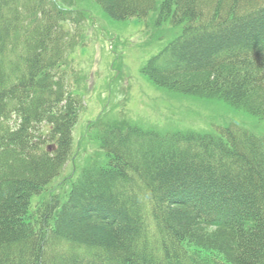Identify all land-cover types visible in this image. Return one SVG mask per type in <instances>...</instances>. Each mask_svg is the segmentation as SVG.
<instances>
[{
  "label": "trees",
  "instance_id": "1",
  "mask_svg": "<svg viewBox=\"0 0 264 264\" xmlns=\"http://www.w3.org/2000/svg\"><path fill=\"white\" fill-rule=\"evenodd\" d=\"M89 1L181 28L142 70L155 87L264 121V0ZM59 2L0 0V264H264V136L114 127L103 166L48 190L82 108Z\"/></svg>",
  "mask_w": 264,
  "mask_h": 264
},
{
  "label": "rangeland",
  "instance_id": "2",
  "mask_svg": "<svg viewBox=\"0 0 264 264\" xmlns=\"http://www.w3.org/2000/svg\"><path fill=\"white\" fill-rule=\"evenodd\" d=\"M59 3L68 19L66 42L72 44L61 70L82 108L72 131V156L49 191L69 190L68 182H75L83 170L103 166L106 157L99 138L114 127H137L162 137L216 136L221 130L264 136V121L219 102L171 94L143 75L147 63L181 35L180 27L168 21L159 24L156 13L118 23L89 0Z\"/></svg>",
  "mask_w": 264,
  "mask_h": 264
}]
</instances>
